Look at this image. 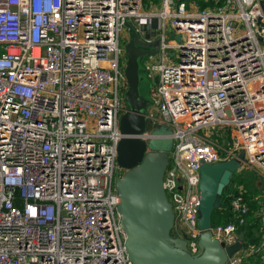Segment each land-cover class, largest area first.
<instances>
[{"label":"built area","instance_id":"2783aa9c","mask_svg":"<svg viewBox=\"0 0 264 264\" xmlns=\"http://www.w3.org/2000/svg\"><path fill=\"white\" fill-rule=\"evenodd\" d=\"M203 2L0 0V264H132L114 185L131 31L158 42L138 137L171 131L172 237L201 253L199 169L243 152L253 183L230 178L208 231L240 243L226 264H264V0Z\"/></svg>","mask_w":264,"mask_h":264},{"label":"water","instance_id":"95a60500","mask_svg":"<svg viewBox=\"0 0 264 264\" xmlns=\"http://www.w3.org/2000/svg\"><path fill=\"white\" fill-rule=\"evenodd\" d=\"M175 40L180 43V36H175ZM157 51V41L148 43L131 31V39L125 44L127 111L119 120L123 137L116 157L117 165L124 172L114 184L120 200L116 211L126 236L125 251L132 264H226L227 258L240 248V243L224 249L208 230L213 212L220 207L224 189L244 161V153L236 159L201 165L198 206L201 253L190 255L185 241L171 235L175 217L163 190L168 153L172 148L171 131L157 127L152 134L162 137L152 138L147 143L138 137L145 130V114L138 104L139 77L135 59Z\"/></svg>","mask_w":264,"mask_h":264},{"label":"rangeland","instance_id":"374dc122","mask_svg":"<svg viewBox=\"0 0 264 264\" xmlns=\"http://www.w3.org/2000/svg\"><path fill=\"white\" fill-rule=\"evenodd\" d=\"M166 33L167 39H171L174 37L172 34V29L170 28L168 23H166ZM127 34L128 32L125 30L122 33L121 38H124L125 36H127ZM154 57L157 58V55H154ZM148 61L149 55L138 56L135 59V63L137 65V75L139 77V83L137 86L138 104L143 114L147 113L149 106L152 104L151 88L153 84L152 80L148 78V73L146 70ZM253 177L254 175L249 170L237 171L231 176V182H236L238 184L247 186L249 183H253Z\"/></svg>","mask_w":264,"mask_h":264},{"label":"trees","instance_id":"16d2710c","mask_svg":"<svg viewBox=\"0 0 264 264\" xmlns=\"http://www.w3.org/2000/svg\"><path fill=\"white\" fill-rule=\"evenodd\" d=\"M195 1H197V4L199 5V7H200L201 9L206 8L207 6H209L208 3L203 2V0H195ZM218 215H219V211H218V209H217V210H215V211L213 212V214H212V220H211V223L214 222L215 217H217Z\"/></svg>","mask_w":264,"mask_h":264},{"label":"crops","instance_id":"0c3cea01","mask_svg":"<svg viewBox=\"0 0 264 264\" xmlns=\"http://www.w3.org/2000/svg\"><path fill=\"white\" fill-rule=\"evenodd\" d=\"M185 1V0H184ZM186 2L188 3H190V2H194V3H196L197 4V1H195V0H186ZM198 5V4H197ZM199 6V5H198ZM130 37V36H129Z\"/></svg>","mask_w":264,"mask_h":264}]
</instances>
